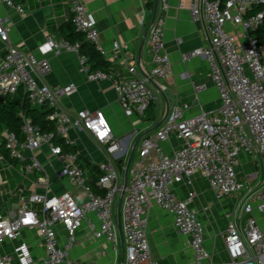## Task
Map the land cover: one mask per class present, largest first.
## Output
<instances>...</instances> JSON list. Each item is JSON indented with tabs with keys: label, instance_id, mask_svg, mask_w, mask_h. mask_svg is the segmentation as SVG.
Returning <instances> with one entry per match:
<instances>
[{
	"label": "built area",
	"instance_id": "built-area-1",
	"mask_svg": "<svg viewBox=\"0 0 264 264\" xmlns=\"http://www.w3.org/2000/svg\"><path fill=\"white\" fill-rule=\"evenodd\" d=\"M71 11L76 31L92 43L97 51L110 61L117 55H107L99 39L95 19L82 0H63ZM160 10L150 25L148 41L152 67L145 76H139L136 65L122 61L124 72L91 70L87 56L80 53V44L64 37L49 35L38 57L33 51L10 41V26L0 16V95L27 96L32 106L47 104L54 120L55 130L41 132L32 119L22 114L21 134L4 128L0 132V150L4 148L11 158L26 161L29 171L42 166L35 151L44 145L50 155L62 163L60 175L72 186L79 187L83 200L66 190L60 194L49 192V178H41L44 191L21 195L19 206L12 215L0 213V245L21 236L24 229L36 230L40 237L42 256L33 254L31 245L21 240L11 254L0 255V264H85L69 257L77 243V232L84 221L98 240H106L116 252L121 240L117 207L122 195L120 223L124 241L123 264H156L151 258L148 242L149 209L156 203L169 211L174 225L189 237L193 251L192 264H207L205 228L197 211L191 206L193 193L179 197L174 186L196 174L207 179L217 200L232 198L233 206L227 213L225 246L231 264H264V228L255 213L264 217V0H190L194 21L204 24L208 43L183 55V60L203 57L210 69V78L218 91L219 106L213 111L202 110L189 116L188 103L174 104L163 124L143 136L138 158L128 168L126 188L121 182L114 163L106 160L99 164L97 180L100 191H94L86 182L85 170L80 166L77 151L64 150L58 139L73 144L68 136L70 128L86 129L96 141L106 144L113 155L121 149L113 137L112 128L101 110L83 111L71 117L60 106L62 96L71 95L75 84L49 86L41 77L51 69L48 52L63 51L78 55L79 70L89 80L109 79L117 99L126 113L144 114L156 100L152 78L165 79L172 71L166 52L163 32L169 0H159ZM259 6V9H256ZM8 7L21 14L24 6L17 0H0V9ZM259 31V32H258ZM119 45L114 44V49ZM157 82V81H155ZM164 90V84H157ZM206 83H194L195 96L207 90ZM176 135L180 144L168 154L162 143ZM30 152L29 156L22 153ZM257 153L262 177L258 182L239 177L240 156ZM155 153L156 158L146 160ZM90 216H93L94 219ZM58 226L66 233L60 240ZM92 264H99L94 262ZM110 264H121L117 261Z\"/></svg>",
	"mask_w": 264,
	"mask_h": 264
},
{
	"label": "crops",
	"instance_id": "crops-1",
	"mask_svg": "<svg viewBox=\"0 0 264 264\" xmlns=\"http://www.w3.org/2000/svg\"><path fill=\"white\" fill-rule=\"evenodd\" d=\"M17 2L23 4V14L8 7L0 9V16L11 28L10 41L41 57L44 54L40 48L47 36L63 37V34L69 31L68 22L71 17L69 6L63 0H17ZM82 2L97 23L99 39L107 55H117L110 60L107 72H124L122 61L126 59L130 65H136L139 76H145L152 67L148 35L156 0H82ZM189 6L190 0H169V7L165 13L163 40L171 60L172 71L165 79L149 80L155 88L157 98L144 114L136 110L130 114L126 113L117 99L111 80H89L80 72L77 54L68 51L45 54L51 69L41 77V80L52 87L71 83L76 86L71 95L60 98L62 109L71 117L86 110L90 112L101 110L112 128L113 137L120 141L121 149L111 155L106 150V144L96 141L88 130L73 127L69 129L68 136L74 141L75 151L80 155L79 163H85L87 160L90 163L84 168L86 178L96 173L92 170L93 166L99 168L100 163L110 160L116 166L124 184L126 165L130 156L129 167L138 158L143 136L152 133L163 124L174 104L188 103L189 116L199 114L202 110L213 112L218 108L219 95L211 81L206 60L198 56L187 61L182 58L185 53L208 43L204 24L193 20ZM157 10H160L159 0L156 12ZM114 44H118L119 48L114 49ZM194 83H206L207 90L196 97ZM157 84H164V90H160ZM179 144L180 140L173 135L170 140L163 142L162 146L166 153L171 154ZM22 153L30 155L27 149H23ZM34 153L42 169L29 171L26 161L11 158L4 148L0 150V213L3 216L12 215L21 206L19 201L21 195L44 191L45 187L40 182L44 176L49 178V192L60 194L69 190L76 194L78 200L84 198L79 187L72 186L60 175L62 163L50 155L47 145ZM257 156L255 152L240 156L238 167L240 178L247 180L256 176L247 173L245 168L246 161L252 159L255 160V166L262 177ZM155 158V153H152L146 162ZM127 178L129 179L128 171ZM174 190L181 198H187L190 192L193 193L191 206L197 211L205 228L204 245L210 254L207 264H231L224 236L226 215L233 206V199L217 200L207 179L200 174L176 184ZM255 215L264 228V217L259 213ZM90 217L94 219L93 216ZM57 228L60 240L64 243L66 233L62 226ZM77 236V243L69 252L70 258L85 264L94 262L110 264L115 261L121 263L120 239L115 252L106 240L94 237L87 221L83 222ZM21 240L31 245L35 256L43 255L39 234L36 230L30 229H24L18 239L0 245V255L11 254L14 246ZM148 242L151 258L156 264H192L193 251L189 245V237L176 228L172 214L156 203H152L149 209Z\"/></svg>",
	"mask_w": 264,
	"mask_h": 264
},
{
	"label": "trees",
	"instance_id": "trees-1",
	"mask_svg": "<svg viewBox=\"0 0 264 264\" xmlns=\"http://www.w3.org/2000/svg\"><path fill=\"white\" fill-rule=\"evenodd\" d=\"M256 9H259V6H257ZM68 25L69 31H66L63 34V37L71 42H78L80 44V53L87 56V63L89 64L91 70L102 69L107 72L110 61L104 58L100 52L95 49L94 45L84 38V35L81 32L75 30L71 18ZM261 32L264 33V27ZM50 112L51 110L47 104L32 106L29 103L27 96L24 94L18 93L15 95H0V132L6 128L8 131H13L20 135L22 114L32 119L35 129L41 132L54 131V120L48 117ZM57 143H59L64 150L75 151L74 144L66 143L62 139H58ZM89 165L90 163L88 160L85 163L80 164L83 169ZM92 170L96 171V173L92 174L89 178H86V182L94 191H100L97 185V180L101 174V170L98 166H93Z\"/></svg>",
	"mask_w": 264,
	"mask_h": 264
},
{
	"label": "water",
	"instance_id": "water-1",
	"mask_svg": "<svg viewBox=\"0 0 264 264\" xmlns=\"http://www.w3.org/2000/svg\"><path fill=\"white\" fill-rule=\"evenodd\" d=\"M156 9H157V0H156V6H155L153 20L155 18ZM130 161H131V156H130V158H129L128 162H127V165H126V177H125L124 188H126L127 183H128L127 171H128L129 165H130ZM122 195L119 198L118 207H117L118 229H119V233H120V237H121V244H122L121 264H123L124 263V260H125V256H124V241H123V236H122V231H121V223H120V210H121Z\"/></svg>",
	"mask_w": 264,
	"mask_h": 264
},
{
	"label": "rangeland",
	"instance_id": "rangeland-1",
	"mask_svg": "<svg viewBox=\"0 0 264 264\" xmlns=\"http://www.w3.org/2000/svg\"><path fill=\"white\" fill-rule=\"evenodd\" d=\"M245 165H246L245 168H246L247 173L255 174L256 175L254 177V179L256 180L255 182H258L261 178V174H260V171L258 172V170L255 166V160H253V159L247 160Z\"/></svg>",
	"mask_w": 264,
	"mask_h": 264
}]
</instances>
